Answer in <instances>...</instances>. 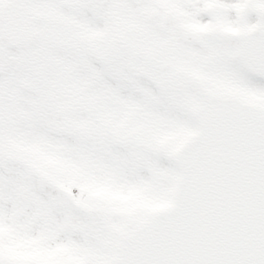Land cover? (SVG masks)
Returning <instances> with one entry per match:
<instances>
[{
  "label": "snow or ice",
  "instance_id": "1",
  "mask_svg": "<svg viewBox=\"0 0 264 264\" xmlns=\"http://www.w3.org/2000/svg\"><path fill=\"white\" fill-rule=\"evenodd\" d=\"M0 264H264V0H0Z\"/></svg>",
  "mask_w": 264,
  "mask_h": 264
}]
</instances>
